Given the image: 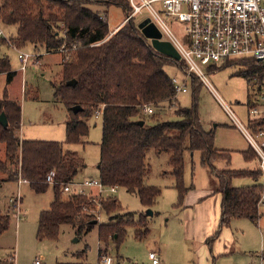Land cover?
I'll list each match as a JSON object with an SVG mask.
<instances>
[{"label":"trees","instance_id":"obj_1","mask_svg":"<svg viewBox=\"0 0 264 264\" xmlns=\"http://www.w3.org/2000/svg\"><path fill=\"white\" fill-rule=\"evenodd\" d=\"M100 2L122 7L125 17L131 12L128 0H0V22L16 27L17 47L32 45L35 51L63 53V82L56 95L65 102L69 112L65 141L23 139L19 135L20 101L6 94L0 99V115L5 113L8 119L6 127L0 122V186L23 179L22 183H28L39 193L52 188L50 206L41 211L38 220L40 238H58L64 224L74 226L79 235L90 232L99 223L93 198L74 189L65 192L64 185L74 182L86 166L83 155L71 146L84 142L89 134L87 119L101 109L103 138L99 178L106 187L125 188L138 195L145 207L151 208L159 202L162 191L147 182L148 153L166 151L170 153L179 193L176 207H183L190 190L184 182L186 152L199 151L202 164L218 178L217 192L222 195L220 224L211 240L230 226L233 219L248 218L258 224L264 202V181H260L263 170L259 167L236 170L216 165L219 159L229 165L231 154L215 147V132L203 127L197 98L191 106L176 103L178 92L166 67L177 65L182 70L183 66L186 68L185 63L157 51L139 28L137 18L129 19L111 34L107 19L91 7ZM5 43L0 39V46ZM223 64L244 65L236 74L251 80L248 91H257V95H249L248 106L255 107L254 98L257 99L262 89L264 63L228 60ZM0 72L8 73V81L15 75L10 69V59L2 54ZM71 80H76L74 86L68 85ZM196 86L193 81L194 92ZM148 104L155 110L151 115L144 114V106ZM75 105H81L83 110L74 113ZM170 106H174L178 117L165 120L160 114ZM142 120L144 124H140ZM247 127L255 134L264 130V113L249 118ZM243 154L247 161L255 159L251 149ZM51 171L56 173L54 184L46 180ZM246 176L252 177L254 183L233 185L234 178ZM118 204L112 194L102 203L101 210L109 214V222L99 224L100 244L105 247L100 248L99 256L108 251L110 241L119 247L130 225H134L139 239L150 231L149 216L141 213L135 222L134 212L124 215L114 212ZM11 219L10 210L0 209V237L9 229ZM0 264H15V257L0 255Z\"/></svg>","mask_w":264,"mask_h":264},{"label":"rangeland","instance_id":"obj_2","mask_svg":"<svg viewBox=\"0 0 264 264\" xmlns=\"http://www.w3.org/2000/svg\"><path fill=\"white\" fill-rule=\"evenodd\" d=\"M91 7L107 19L110 29L116 27L126 16L120 6L100 2ZM147 16L148 13L144 12L137 17V20L140 22ZM0 28L8 36L4 39L7 44L0 46V54L8 56L10 69L15 72L12 81H8L7 72H0V99L6 94L8 98L20 101L22 125L19 135L23 139L65 141L69 112L65 102L56 95V90L63 82V53L45 52L43 49L35 51L32 45L15 47L16 27L2 24ZM20 50L33 55L25 70L22 69ZM223 63L202 66L209 83L200 82L201 80L189 74L184 66L181 70L177 65H170L166 67V70L179 84L185 81L187 86L186 92H178L176 103L191 106L197 98L203 127L215 132L216 147L231 152L230 165H227L223 159L217 160L216 165L219 168L230 167L244 170L249 167L242 150L248 149L249 143L235 126L227 108L233 111L240 122L248 126L249 118L259 117V114L254 116L248 106L249 95H257V91L249 92L247 79L236 74L244 67L243 64ZM193 81L197 85L195 92ZM258 108L261 111L264 110V103H259ZM176 114L174 106H170L162 110L160 116L165 120H173L178 117ZM87 123L89 134L84 138V142L71 146L72 149L80 151L85 161L86 166L78 175L81 180L100 177L103 117L92 115L87 119ZM147 163L150 167L148 184L162 191L159 202L147 208L138 195L122 187H119L113 195L120 204L114 208V212L118 215L134 212L135 222H138L141 213L146 214L149 209L153 210L155 215L151 217V232L142 239L135 238L133 236L135 227L130 225L129 234L119 247L110 241L108 251L104 253L110 254L116 264H149V252L155 250V242L158 243L162 233H165L159 221L163 218H171L178 213L175 205L178 202L179 193L175 187L176 177L173 174L170 153L166 151L157 153L151 150L148 153ZM185 163L184 182L190 190L184 202L187 199L191 201L190 204H193L205 192H216L219 188V180L207 166L202 164L199 151L193 154L187 151ZM246 178L238 177L234 183L241 185ZM106 194H100L97 189H91L86 193L89 198H93L95 213L99 219V223L90 232L79 235L74 226L64 224L60 228L58 238L53 240L40 238L38 235V220L41 211L50 206L53 199L52 188L39 193L34 191L28 183L5 182L0 186V209L10 210L12 219L9 229L0 237V255L5 258L12 255L15 257V264H34L36 259H40L42 264L84 262L98 264L99 250L105 249L100 244L99 224L109 222V214L106 210H101L102 203L107 198ZM62 195L65 197L66 193L63 192ZM261 210L263 215L258 224L247 218L232 221L230 226L234 237L233 253L229 256L217 257L215 264H264V204ZM120 256H125L124 260Z\"/></svg>","mask_w":264,"mask_h":264},{"label":"built area","instance_id":"obj_3","mask_svg":"<svg viewBox=\"0 0 264 264\" xmlns=\"http://www.w3.org/2000/svg\"><path fill=\"white\" fill-rule=\"evenodd\" d=\"M131 12L125 21L137 18L144 12L162 32V39L172 42L181 55L189 74L197 76L201 82L209 83L202 66L233 60H255L264 63V0H128ZM146 17V18H147ZM141 22V21H140ZM6 32L0 28V38L6 39ZM15 46V44H14ZM17 47V46H15ZM19 57L22 69L28 66L32 54L20 50ZM177 92H186L185 81L182 84L174 78ZM260 102H264V73ZM239 123V126L251 146L258 154L264 171V130L258 134L243 125L233 111L227 108ZM150 104L144 106V114L154 113ZM254 115L264 113L258 106L252 108ZM102 115L97 110L95 116ZM55 171L47 176V182L55 183ZM24 180L21 179L20 183ZM98 188L100 194L116 192L117 187H106L101 179L89 178L64 185V191L72 189L86 194ZM19 203V202H18ZM149 257L153 264H161L157 252L152 251ZM34 264H42L36 259ZM98 264H116L108 253H102Z\"/></svg>","mask_w":264,"mask_h":264},{"label":"crops","instance_id":"obj_4","mask_svg":"<svg viewBox=\"0 0 264 264\" xmlns=\"http://www.w3.org/2000/svg\"><path fill=\"white\" fill-rule=\"evenodd\" d=\"M125 19L126 17L116 27L110 29L111 34H113L117 29H119V27L122 24L125 23L124 22ZM0 25L2 26L1 22ZM0 39H4V38H0ZM247 83L249 87V85L251 84V80H247ZM254 100L255 102H257L255 106H258L259 96L257 97V99L254 98ZM260 103H264V102H260ZM230 117L232 118L235 126L242 132L244 137L247 139V137L241 130L239 123L235 121L232 115H230ZM247 142L249 143L248 149H251V151L255 154V159L248 161V167H249L248 170L255 169L258 167L262 169L258 154L251 146L248 139ZM216 148L221 150L222 152H229L226 151L225 149H220L218 147ZM245 150H242V153ZM231 162H232V156L229 165L231 164ZM226 164L228 165L227 162ZM223 168H227V167H223ZM246 177H247L246 180L242 182L241 185H236L234 182L238 177L234 178L233 185L239 187L254 183L252 177L250 176H246ZM75 181H82V180L77 177ZM260 181L261 182L264 181V175L261 176ZM93 189H97L98 191V188L96 187H94ZM106 192L112 193L113 195V192H109V191ZM190 202H191L190 200L186 199V202H184L183 207H176L175 205L176 207L175 209L178 210V213H176L173 217L171 216V218H165V219L163 218L161 219V221H159L160 227L164 228L165 233L164 234L162 233V236L159 238L158 243L155 242V250H151L150 252L155 251L158 253L161 260V264H215L216 263L215 260L217 257L221 255L229 256V254L233 253L234 237L232 235L231 226L224 227L221 230V232L218 234V236L214 240H211V237L216 233L220 224L221 202H222L221 193L217 192V190L216 192L208 191L205 192V194L202 197H200L198 201H195L193 204H190ZM263 204L264 202L262 203V205ZM154 215L155 213L153 214V216ZM151 217L152 216H149V223L151 222ZM134 232H135V228H134ZM150 232H151V227L148 234ZM128 234L129 233L127 232V236ZM133 236L137 238L135 236V233ZM188 254H192V255L189 256ZM127 256L129 257V255ZM124 257L125 256H120L122 260H124ZM149 264H153L150 257H149Z\"/></svg>","mask_w":264,"mask_h":264},{"label":"water","instance_id":"obj_5","mask_svg":"<svg viewBox=\"0 0 264 264\" xmlns=\"http://www.w3.org/2000/svg\"><path fill=\"white\" fill-rule=\"evenodd\" d=\"M138 26L145 35V37L151 40L152 46L157 51L177 61L181 60V55L178 50L175 48L172 42L162 39V32L157 27V25L151 21L149 17L143 19ZM75 84L76 80H71L68 82V85L71 86H74ZM72 110L74 113H78L83 110V107L81 105H75L72 107ZM0 122L5 127L8 125V119L5 113H2L0 115ZM140 124H144V121H140ZM153 214L154 212L151 209L146 212L147 216H153Z\"/></svg>","mask_w":264,"mask_h":264}]
</instances>
